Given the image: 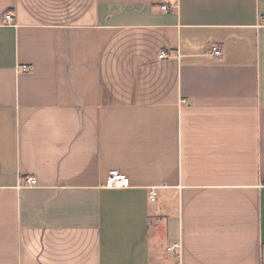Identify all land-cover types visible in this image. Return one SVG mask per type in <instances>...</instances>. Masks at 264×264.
<instances>
[{
  "label": "crops",
  "instance_id": "1",
  "mask_svg": "<svg viewBox=\"0 0 264 264\" xmlns=\"http://www.w3.org/2000/svg\"><path fill=\"white\" fill-rule=\"evenodd\" d=\"M0 264H264V0H0Z\"/></svg>",
  "mask_w": 264,
  "mask_h": 264
},
{
  "label": "built area",
  "instance_id": "2",
  "mask_svg": "<svg viewBox=\"0 0 264 264\" xmlns=\"http://www.w3.org/2000/svg\"><path fill=\"white\" fill-rule=\"evenodd\" d=\"M162 10H166V7H161ZM6 20L8 22L11 21L10 17H7ZM207 55L215 58L217 60H220L222 58L223 52L221 48L217 45H210L207 50ZM163 55H159V58H162ZM20 70L22 72H28L29 67L23 65L20 67ZM20 182L22 185L31 187L36 185V180L33 177H23L20 179ZM130 182L126 175L118 173L117 171H110L106 178V187L109 188H115V189H121V188H127L129 186ZM155 193L153 191L149 192L148 199L149 201H154ZM167 251L170 252L173 255L179 254L180 251V245L178 243L172 244L171 246L167 247Z\"/></svg>",
  "mask_w": 264,
  "mask_h": 264
}]
</instances>
